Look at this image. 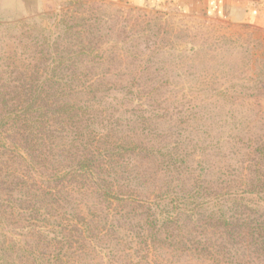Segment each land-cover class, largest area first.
Masks as SVG:
<instances>
[{"label":"trees","instance_id":"trees-1","mask_svg":"<svg viewBox=\"0 0 264 264\" xmlns=\"http://www.w3.org/2000/svg\"><path fill=\"white\" fill-rule=\"evenodd\" d=\"M45 17L0 21V230L24 239L4 264L201 263L216 236L264 261V214L241 199L264 197V173L210 176L164 147L167 116L108 85L82 14Z\"/></svg>","mask_w":264,"mask_h":264},{"label":"rangeland","instance_id":"rangeland-1","mask_svg":"<svg viewBox=\"0 0 264 264\" xmlns=\"http://www.w3.org/2000/svg\"><path fill=\"white\" fill-rule=\"evenodd\" d=\"M66 10L82 14L113 61L105 68L108 85L132 91L126 99L130 107H157L161 117H168L158 129L164 147L192 151L189 163L209 167L210 176L243 174L251 181L264 173V151H255L264 142V28L110 0H0V21L46 15V29L53 30L52 20ZM241 199L252 201L256 216L264 214L263 194ZM213 239L223 247L215 249L211 261L172 259L178 264H264L244 243ZM13 241L19 245L24 239L0 230V244ZM0 255L4 264L9 255Z\"/></svg>","mask_w":264,"mask_h":264},{"label":"crops","instance_id":"crops-1","mask_svg":"<svg viewBox=\"0 0 264 264\" xmlns=\"http://www.w3.org/2000/svg\"><path fill=\"white\" fill-rule=\"evenodd\" d=\"M136 8L182 13L220 19L233 25L264 28V0H110Z\"/></svg>","mask_w":264,"mask_h":264}]
</instances>
